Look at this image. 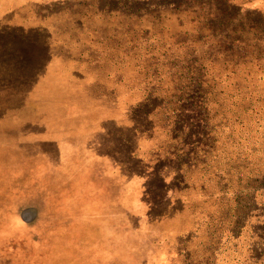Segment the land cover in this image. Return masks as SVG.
<instances>
[{
	"label": "rangeland",
	"instance_id": "rangeland-1",
	"mask_svg": "<svg viewBox=\"0 0 264 264\" xmlns=\"http://www.w3.org/2000/svg\"><path fill=\"white\" fill-rule=\"evenodd\" d=\"M0 264H264V0H0Z\"/></svg>",
	"mask_w": 264,
	"mask_h": 264
},
{
	"label": "trees",
	"instance_id": "trees-1",
	"mask_svg": "<svg viewBox=\"0 0 264 264\" xmlns=\"http://www.w3.org/2000/svg\"><path fill=\"white\" fill-rule=\"evenodd\" d=\"M151 139L152 138L150 136H148V134L146 132H144V145L146 144V142H151ZM144 163H145V167H144V211L150 212L153 208L155 209V205L154 204L157 201H155V199L153 200V198H152V200H147L148 196L150 195L149 194L150 191L148 192V190H147V183L150 180H153L154 179L155 182H156V184L159 185L162 189H164L165 186L169 184V181L170 180H169L168 176H166L164 174L166 168H164V169H157L156 168V162L153 163L147 157L144 158ZM171 194H172V192H170V190H165V192H164L165 199L166 200H171L172 199V195ZM158 199L159 198H157V200ZM146 219L148 220V227H150L152 229H156V227L154 226V222H149L150 217L148 219V216H147ZM172 221L174 223H176V217H174L172 219ZM165 229H168V226L167 225H164L163 226V231ZM195 229H194V224L193 225L190 224V226L188 227V229H185V230H183L180 233L179 232L176 233V236L174 237L175 242L177 240L182 239V238H185V242L192 240V238H193L192 233H193V231ZM149 252H150V254L156 253V251H149Z\"/></svg>",
	"mask_w": 264,
	"mask_h": 264
},
{
	"label": "crops",
	"instance_id": "crops-1",
	"mask_svg": "<svg viewBox=\"0 0 264 264\" xmlns=\"http://www.w3.org/2000/svg\"><path fill=\"white\" fill-rule=\"evenodd\" d=\"M45 42H46V41H45ZM22 85L24 86V83L20 82V83H19V88H20V91H19V93H20V98H21L22 102H23V101H26V100L29 101V96H28V95H29V92H27V95L24 94L25 92L22 93V89H21V86H22ZM25 91H26V90H25ZM23 96H26V97H23ZM20 103H21V102H20ZM100 158H101V157L99 156V159H100ZM102 158H103V157H102ZM107 158L109 159V156H107ZM115 165H116V163H115Z\"/></svg>",
	"mask_w": 264,
	"mask_h": 264
}]
</instances>
